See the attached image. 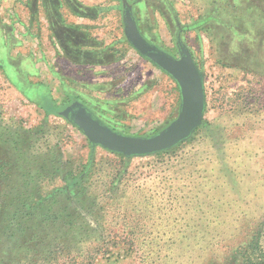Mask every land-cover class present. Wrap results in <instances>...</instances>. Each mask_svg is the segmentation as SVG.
Masks as SVG:
<instances>
[{
    "label": "rangeland",
    "instance_id": "rangeland-1",
    "mask_svg": "<svg viewBox=\"0 0 264 264\" xmlns=\"http://www.w3.org/2000/svg\"><path fill=\"white\" fill-rule=\"evenodd\" d=\"M26 1L0 0V264H63L64 252L77 253L60 218L48 219L76 212L75 192L94 163L88 193L95 213L113 222L109 232L126 214L154 239L146 258L111 248L93 264H264V0L150 7L158 44L177 57L174 37L187 27L182 38L205 72L206 110L190 139L126 167L100 146L91 160L88 137L50 107L78 99L117 130L153 135L179 113L177 82L130 44L122 0L65 7V22L83 37L69 51Z\"/></svg>",
    "mask_w": 264,
    "mask_h": 264
},
{
    "label": "water",
    "instance_id": "water-1",
    "mask_svg": "<svg viewBox=\"0 0 264 264\" xmlns=\"http://www.w3.org/2000/svg\"><path fill=\"white\" fill-rule=\"evenodd\" d=\"M124 6V29L130 44L138 53L165 71L177 82L181 103L176 118L153 135H132L117 130L98 117L87 105L73 99L60 108L50 110L78 127L89 139L92 160L98 146L122 154L128 159L170 151L190 139L203 123L206 110L205 72L196 63L188 44L178 34L180 56L150 42L140 31L133 7Z\"/></svg>",
    "mask_w": 264,
    "mask_h": 264
},
{
    "label": "trees",
    "instance_id": "trees-1",
    "mask_svg": "<svg viewBox=\"0 0 264 264\" xmlns=\"http://www.w3.org/2000/svg\"><path fill=\"white\" fill-rule=\"evenodd\" d=\"M0 64L4 66L5 61L0 60ZM168 153H170V151L160 152L156 156ZM114 155L117 157L119 164L125 167L127 166L126 160H129L127 157L118 153H114ZM96 164L94 163V166L91 168L88 178L82 181L84 186L82 185L83 187L78 192H75L78 205L75 206L76 209H73L76 212H71L66 208L65 214L62 213L61 216L53 215L48 219L51 220V223H53L59 221L58 218H60V224L62 227H65L63 234L66 239L72 235L75 237V242H78V244L81 245L79 249H77V253L72 257H70L71 252H64L66 258H64L63 264H93L94 259L98 255L101 253H108L111 248L123 249L126 252L131 250V252L134 251L137 255H140L141 258H146L147 254L144 248L148 246L151 241H153L154 236L151 233L142 232L144 223L136 218L132 219L131 216L123 214L121 222L115 224V226H119L117 228L118 231L109 232L112 225L111 223H113L111 222L110 217L106 219V217H100L95 213L96 205L94 200L96 197L94 194L91 198L89 195L92 193L88 192H90V187L93 185L91 178L95 172ZM121 173L119 171L120 175ZM117 179L118 175L115 174L112 177L111 184L116 185L115 181ZM86 185L87 187H85ZM76 186H79V184ZM67 191V187H59L57 189V192L61 195L62 193H67ZM127 217H129V221L127 220ZM111 219L114 221V216H112ZM107 224L110 226L109 230L103 231V229L105 230ZM255 239V237L252 239V243L255 242ZM148 248L150 250L152 249L149 246Z\"/></svg>",
    "mask_w": 264,
    "mask_h": 264
},
{
    "label": "crops",
    "instance_id": "crops-1",
    "mask_svg": "<svg viewBox=\"0 0 264 264\" xmlns=\"http://www.w3.org/2000/svg\"><path fill=\"white\" fill-rule=\"evenodd\" d=\"M26 7L29 10L39 9L42 12V16L49 22L52 30V35L61 44H66L63 47L64 50L69 51L75 47L70 43L73 38L74 41L82 40V33L80 28H76L74 24L66 23L64 19L63 10L68 8L73 12L83 11L87 9V6L78 2V0H40L39 4L35 0L26 1ZM68 36V39L64 40Z\"/></svg>",
    "mask_w": 264,
    "mask_h": 264
},
{
    "label": "flooded vegetation",
    "instance_id": "flooded-vegetation-1",
    "mask_svg": "<svg viewBox=\"0 0 264 264\" xmlns=\"http://www.w3.org/2000/svg\"><path fill=\"white\" fill-rule=\"evenodd\" d=\"M130 2V4L133 7V12L135 14V17L137 19L139 28L141 33L152 43L158 44L159 43V38L157 36V32L151 28L152 24L148 23V20L150 17V13L151 11V6H155L159 3V0H128ZM170 6V4H169ZM161 11H163L162 6L160 7ZM174 18L176 17V15L174 14V10L173 7L170 6L169 7ZM190 28V27H189ZM179 29H182L181 31V36L184 37V33L185 30L187 29V27L185 26H178V31ZM176 33L174 39L177 41L178 40V32ZM185 41V40H184ZM159 45V44H158ZM72 102V101H71ZM70 102V103H71ZM82 102V101H81ZM84 103V102H83ZM88 108H90L88 106ZM92 110V108H90ZM98 117H100L94 110H92Z\"/></svg>",
    "mask_w": 264,
    "mask_h": 264
}]
</instances>
